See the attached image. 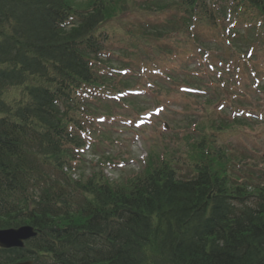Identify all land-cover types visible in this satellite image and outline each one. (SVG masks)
<instances>
[{
	"label": "trees",
	"instance_id": "obj_1",
	"mask_svg": "<svg viewBox=\"0 0 264 264\" xmlns=\"http://www.w3.org/2000/svg\"><path fill=\"white\" fill-rule=\"evenodd\" d=\"M105 3L121 12L130 2L84 0L90 11L64 29L76 14L68 0H0V228L39 231L23 249H0V264H264L262 175L234 184L197 165L185 181L168 163L119 183L64 173L57 98L93 79L90 34L110 17Z\"/></svg>",
	"mask_w": 264,
	"mask_h": 264
},
{
	"label": "water",
	"instance_id": "obj_2",
	"mask_svg": "<svg viewBox=\"0 0 264 264\" xmlns=\"http://www.w3.org/2000/svg\"><path fill=\"white\" fill-rule=\"evenodd\" d=\"M35 233L31 227L0 230V245L3 247L23 246V241L33 237Z\"/></svg>",
	"mask_w": 264,
	"mask_h": 264
},
{
	"label": "rangeland",
	"instance_id": "obj_3",
	"mask_svg": "<svg viewBox=\"0 0 264 264\" xmlns=\"http://www.w3.org/2000/svg\"><path fill=\"white\" fill-rule=\"evenodd\" d=\"M130 29H131V22H130V19L127 18L126 21H125V27H124V29L121 30V31H122V33H124L125 31H127V32L130 31ZM10 96L12 97V96H14V94H10ZM178 118H181V117H178ZM184 125H185V122L183 121V118H181V121L178 123V126H179V127H183ZM244 131L249 132L250 129L245 128ZM157 136H159V134H158ZM169 138H171L172 141H176V140H177V138H176V133H175V134H170V135H169ZM235 140H236V139H228V140H226V142L223 144L224 148L226 149V151H227L228 153H231V149H232V147H233L232 144H233V142H234ZM160 153L162 154V153H163V150H161ZM162 156H166V158H171L172 155H171V153H166V154H164V155H162ZM162 156H160V157H162ZM181 156H183V157L186 156V150H183V153L181 154ZM112 176H113V175H112ZM114 177H115V179L117 178V176H114Z\"/></svg>",
	"mask_w": 264,
	"mask_h": 264
},
{
	"label": "bare ground",
	"instance_id": "obj_4",
	"mask_svg": "<svg viewBox=\"0 0 264 264\" xmlns=\"http://www.w3.org/2000/svg\"><path fill=\"white\" fill-rule=\"evenodd\" d=\"M0 41H2L1 39H0ZM37 234L39 235V231L37 230Z\"/></svg>",
	"mask_w": 264,
	"mask_h": 264
}]
</instances>
